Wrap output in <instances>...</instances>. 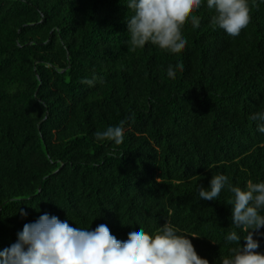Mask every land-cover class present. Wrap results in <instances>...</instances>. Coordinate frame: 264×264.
I'll list each match as a JSON object with an SVG mask.
<instances>
[{"label":"trees","instance_id":"16d2710c","mask_svg":"<svg viewBox=\"0 0 264 264\" xmlns=\"http://www.w3.org/2000/svg\"><path fill=\"white\" fill-rule=\"evenodd\" d=\"M126 3L0 0V250L47 212L72 227L106 224L119 240L168 223L220 264L236 246L225 236L246 231L232 224L227 187L214 201L198 190L217 174L241 189L264 182V134L251 119L264 110V3L249 0L236 37L211 24L206 4L193 9L200 25L186 18L177 53L133 49ZM122 120L120 145L95 139Z\"/></svg>","mask_w":264,"mask_h":264},{"label":"clouds","instance_id":"9594fccd","mask_svg":"<svg viewBox=\"0 0 264 264\" xmlns=\"http://www.w3.org/2000/svg\"><path fill=\"white\" fill-rule=\"evenodd\" d=\"M204 4L214 11L211 24L231 37L238 36L250 22L249 0H127L126 7L133 13L126 20L133 49L151 43L171 53L182 50L187 40L181 26L188 18L198 28L200 18L190 13ZM177 68L182 65H169L167 76L174 77ZM81 82L93 86L96 78ZM251 119L257 131L264 134V110L254 113ZM124 125L122 120L116 126L97 131L95 139L120 145L124 140ZM225 187L232 194L229 201L232 224L244 229L246 234L241 237L232 230L225 236L226 243L236 246L229 248V254L220 264H264V253L258 251L260 238H264L260 231L264 228V214H261L264 182L249 181L241 189L225 175L217 174L211 177L207 188L199 187V198L214 201ZM188 237L165 223L155 234L132 227L126 240H119L106 224L92 230L72 227L67 220L45 212L34 222L25 223L15 242L0 250V264H209L206 258L197 255Z\"/></svg>","mask_w":264,"mask_h":264}]
</instances>
